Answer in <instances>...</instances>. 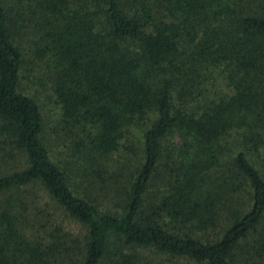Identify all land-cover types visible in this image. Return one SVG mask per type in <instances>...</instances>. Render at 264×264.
Here are the masks:
<instances>
[{
  "label": "trees",
  "instance_id": "1",
  "mask_svg": "<svg viewBox=\"0 0 264 264\" xmlns=\"http://www.w3.org/2000/svg\"><path fill=\"white\" fill-rule=\"evenodd\" d=\"M21 30L51 77L55 140L23 89ZM211 68L225 90L207 91ZM150 113L121 184L104 159ZM248 153L264 167V0H0V264H264ZM43 198L82 234L43 218Z\"/></svg>",
  "mask_w": 264,
  "mask_h": 264
},
{
  "label": "rangeland",
  "instance_id": "2",
  "mask_svg": "<svg viewBox=\"0 0 264 264\" xmlns=\"http://www.w3.org/2000/svg\"><path fill=\"white\" fill-rule=\"evenodd\" d=\"M17 0H8L9 7L14 5ZM18 37L15 39V43L21 48L25 62L23 69V89L26 93L33 94L37 97V101L40 105L43 118L46 125L47 139L55 140V136L51 134L52 125L57 121L59 113V105L52 96L50 88V74L40 62H37L33 56L32 39L28 36V33L21 30L18 33ZM39 73V74H38ZM36 74L37 79L33 81L32 75ZM206 89L210 93L218 90H225V84L223 83V75L220 68H211L206 72ZM195 103V101L193 102ZM155 121V115L150 113L142 120L136 121L133 125L126 128L120 139L119 148L116 153L108 156L104 159L105 169L110 172L109 175H120L121 184L128 179L131 172H135L140 163V158L143 149V134ZM237 136L232 134L226 139V145L229 149L233 150L228 153V157L231 158L238 148ZM172 141V139H171ZM58 144V142H51V145ZM248 159L259 170L264 171L262 162L258 159L257 155L248 153ZM264 173V172H262ZM128 176V177H127ZM99 196L102 197L104 204L106 200L110 199L115 204L116 200L112 199L115 196L114 193L108 195L104 192H100ZM36 208L39 211L45 212L43 218H47L52 221L53 225H58L62 228L63 232L70 234L71 236H79L82 234L83 228L68 219L63 212L56 208L53 203H48L45 198L40 202H36ZM101 204V205H104ZM102 208V207H101ZM144 257H154L149 251H144ZM156 261L160 264H196L187 259H172L169 257H155Z\"/></svg>",
  "mask_w": 264,
  "mask_h": 264
}]
</instances>
